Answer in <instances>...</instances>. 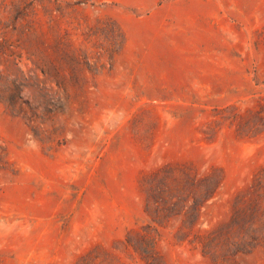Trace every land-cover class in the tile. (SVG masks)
<instances>
[{"label":"rangeland","instance_id":"rangeland-1","mask_svg":"<svg viewBox=\"0 0 264 264\" xmlns=\"http://www.w3.org/2000/svg\"><path fill=\"white\" fill-rule=\"evenodd\" d=\"M0 264H264V0H0Z\"/></svg>","mask_w":264,"mask_h":264}]
</instances>
